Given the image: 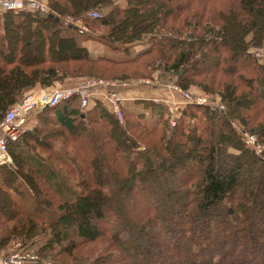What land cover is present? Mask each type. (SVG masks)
<instances>
[{"label": "trees", "instance_id": "16d2710c", "mask_svg": "<svg viewBox=\"0 0 264 264\" xmlns=\"http://www.w3.org/2000/svg\"><path fill=\"white\" fill-rule=\"evenodd\" d=\"M43 2L58 20L0 11V120L35 89L101 65L135 66L122 79L155 66L225 109L181 105L172 127L169 110L154 100L164 92L144 98L146 89L136 87L122 123L94 96L85 108L72 96L37 110V126L9 142L12 164L0 165V250L13 240L33 249L41 238L37 258L24 264H264V60L253 55L264 46V0ZM91 39L124 56L90 54L80 42ZM63 56L84 63L67 67ZM168 173L180 175L166 193L179 198L178 209L149 201L148 178ZM126 200L143 203L132 218L114 208ZM141 234L146 244L138 249L131 237ZM99 239L103 251L79 252Z\"/></svg>", "mask_w": 264, "mask_h": 264}, {"label": "built area", "instance_id": "2783aa9c", "mask_svg": "<svg viewBox=\"0 0 264 264\" xmlns=\"http://www.w3.org/2000/svg\"><path fill=\"white\" fill-rule=\"evenodd\" d=\"M18 9H31L39 12L41 15L47 16L51 13L43 0H0V11L4 10H18ZM92 17H97V12L92 11L89 14ZM71 23V19H67L65 23ZM84 30H87L86 26H82ZM255 56L259 60H264V50H256ZM154 80L141 79L136 82L123 81L121 83L115 81L103 80L101 78H93L91 80L80 83L77 87H64L56 90H37L36 92L29 93L21 98V102L12 105L5 112V116L0 120V164L11 165L12 157L9 154V142L15 141L20 138L24 132L28 130L26 125V116L30 113L36 112L44 107H50L64 102L72 96L78 97L80 106L85 108L89 106L90 99L94 96L100 97V99L109 107V110L114 114L119 123L123 122V110L122 107L129 98L123 95V92L136 87H143V85L150 86L154 84ZM100 87L105 88L104 90ZM168 90L172 92V96L166 102H170L175 109H172L170 105L165 104L169 110L168 123L170 126H175V114L177 105L198 104L205 107H209L214 110L223 111L224 105L215 103L211 99H206L203 96L192 95L185 91L182 87L173 85L167 86ZM179 95L178 99H175L174 95ZM156 99V98H155ZM156 101V100H155ZM245 137V143L249 147L260 151L256 145V137L254 135ZM21 251V250H20ZM37 257L27 254H20L19 251L12 253L8 256L0 257V264H24L27 261L35 260Z\"/></svg>", "mask_w": 264, "mask_h": 264}, {"label": "rangeland", "instance_id": "374dc122", "mask_svg": "<svg viewBox=\"0 0 264 264\" xmlns=\"http://www.w3.org/2000/svg\"><path fill=\"white\" fill-rule=\"evenodd\" d=\"M1 33H2V28H1V23H0V35H1ZM145 42H146V40H143V41L135 44L134 48L130 51L131 55L135 54V50L140 49L141 47H145V45L147 44ZM80 44H82L83 46L87 47V49L90 52V54L94 53V51L95 52L97 51L98 53L113 55L116 58L124 56L122 53H113V51L109 50L107 47H105L104 45H102L98 41H95V40H92V39L91 40L81 41ZM26 49H28L31 52L32 51V45L29 44L28 46H26ZM37 50H36V52H37ZM256 50H253V55L254 56H255V51ZM259 50H264V46L261 49H259ZM63 57H65V59H68L67 58L68 56H63ZM69 61H70V63H68L66 65L67 67H69V66H78V65L84 63L80 59L76 60L74 58L69 60ZM93 68H94V70L91 72L90 75L89 74L86 75L85 73H83V74H81L82 78H79L78 80H69L68 78H66V79H64L63 82H61V83L57 82V83H55V85L53 87H50V89H45V90H48V91L51 90L52 91V90L61 89V88L64 89V87H77L80 83L88 81V80H91L93 78H95V79L101 78L103 80H107L108 79V81H115V82H118V83H121V82H123L125 80L131 81V82L134 83L137 80H141V79H149V80L151 79V80H154L155 83L152 84V85L150 84V86L143 85V88L146 89V90L143 91V93L141 94L140 97H144V98L149 97L150 98L151 96H153L154 93H158L161 90V91L164 92V95L155 97L156 99H154V100H156V102L162 104L163 106H166L165 104H167L168 106L170 105V107L172 109H175V106H172V104L169 101L166 102V100H169L171 98V96H172V94H171L172 92H170L168 90L167 86L177 85V86L181 87V85L176 82L175 76H173L172 74L167 73V72L163 73L162 71H159L157 68H155V66H150V69H149L148 73H145V71H143L142 73H139V74H136V75H134V74L131 75L130 74L129 76L124 77L125 79H122L123 78L122 72L124 70L125 71L129 70L130 68L133 69V68H135V66H129V67L107 66V67H105V66L101 65V66H98V67H94L93 66ZM85 71L86 70H84L83 72H85ZM200 78L201 77H198V76L196 77V80H197L198 83L201 81ZM100 89L104 90L105 88L100 87ZM199 89H200L199 86L193 85L192 90H194V91L185 90V89L184 90L187 91L188 93H191L193 96L194 95L203 96L206 99L213 100L215 103L222 104V105L225 104L224 102H221V100L219 98L217 99L214 96L206 95V94L199 93V92L195 91V90H199ZM145 92L147 94H145ZM174 97H175V99H178L180 97V94L179 95L175 94ZM181 105H182V103L178 104L177 106L180 107ZM196 105H198V104H196ZM178 107H177V109H178ZM177 109H176V111H177ZM37 115H38V113L36 112V113L32 114V116L28 119L30 121V124L27 125L29 129H32L34 126H37V124H38L37 123V120H38V116ZM46 125H45V127L47 128V130L48 129L51 130V127H48V125L47 126ZM232 125L235 128H237L236 122H232ZM243 134H247L248 136L252 135V134H248L247 132H244ZM58 139H60V138H58ZM58 139H56V140H58ZM82 140H83L84 143L87 141L84 137L82 138ZM256 145L259 147L260 151H257L256 149H254V148H252L250 146H249V148L254 150L257 154H259V153H261L263 151V146L261 145L260 142H258V140L256 141ZM58 147H59V145H58ZM37 153H40L42 156H46L45 153H43L39 149H38ZM59 167H60V165H59ZM60 170L63 173V170L62 169H60ZM245 173H246L245 168H243V170L239 172V177L245 175ZM179 176H180L179 173H172V174L168 173L165 177L163 176V174L160 175V176L149 177L148 181L151 183L150 187L154 191L153 196H151L150 200H149L151 202V204L161 203V204H164V206L166 205V207H168V209H178V208H180L181 205H180V203L178 201L179 198H177L176 196L173 197V196H169V195L167 196L166 195V193L173 186V184L178 182V179L180 178ZM262 196H264V195H262ZM22 200H23L22 202H23L24 206L26 205V207H30V201H31L30 194L28 195L27 193H25V195H24ZM117 200H119V199H117ZM133 203L134 202L131 201V200H126L124 202L123 201H119L118 204L114 206V208H115L116 211L120 212V214H122L123 216H125V217L127 216V217L132 218L134 213L136 211H139V208L142 207V204H143V203H140V204H138L140 206L138 208L136 206V208H135V207H133ZM257 206H258L257 210L261 209V207H262L261 204H257ZM256 217H257L256 214L253 215L252 216V220H255ZM9 224H10V222H9ZM131 224H133V222ZM131 238L134 240L135 246L138 249H140L146 244L147 235H143V234L134 235ZM41 240H42L41 238H37L34 241L35 242L33 244L34 246H31V247H33V249L39 247L41 245V243H42ZM100 240L101 239H99V241H97V242L85 245L81 250H79V252L84 253V251H87V250L93 248L94 252H95L94 255L98 254L100 251H103V249L106 248L105 245L98 246V244L102 242ZM107 241L108 240H104V243L107 242ZM105 244L107 245V243H105ZM25 247H27V245ZM23 248L24 247L22 246V244L20 243L19 240H13L9 246H7V247H5V248L0 250V257L3 258L4 256H8V255H10L12 253H16L17 251H19V253L23 254V255L30 254V255L36 256L35 253L33 252L34 250L32 248H28V249H23ZM114 252L115 251H113V253ZM62 259H64V258H62ZM64 260H66V259H64ZM148 264H151V263L148 262Z\"/></svg>", "mask_w": 264, "mask_h": 264}, {"label": "crops", "instance_id": "0c3cea01", "mask_svg": "<svg viewBox=\"0 0 264 264\" xmlns=\"http://www.w3.org/2000/svg\"><path fill=\"white\" fill-rule=\"evenodd\" d=\"M145 47H141L140 49H137V50H135V51H139V50H141V49H144ZM90 53V52H89ZM95 53H98L97 51L95 52L94 51V53H92V54H95ZM99 54H103V53H99ZM106 55V54H105ZM108 55V54H107ZM110 56H112V57H115V56H113V55H110ZM42 88H37V89H35V91H33V92H36L37 90H41ZM133 89H131V90H127V91H125L124 93H123V95L124 96H126L127 98H129V100H127V101H130V100H132V99H135L136 97H138V95L137 94H140V92L139 93H137V91H136V94H135V92L134 91H132ZM32 93V92H31ZM97 98H100V97H98V96H96Z\"/></svg>", "mask_w": 264, "mask_h": 264}, {"label": "water", "instance_id": "95a60500", "mask_svg": "<svg viewBox=\"0 0 264 264\" xmlns=\"http://www.w3.org/2000/svg\"><path fill=\"white\" fill-rule=\"evenodd\" d=\"M48 16L52 17V18H55V20H58V17H55V15L53 13H49Z\"/></svg>", "mask_w": 264, "mask_h": 264}]
</instances>
